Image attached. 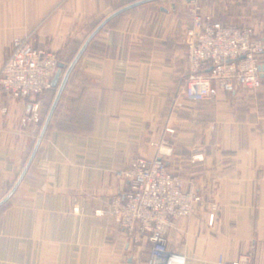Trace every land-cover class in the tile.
Listing matches in <instances>:
<instances>
[{
  "label": "crops",
  "instance_id": "0c3cea01",
  "mask_svg": "<svg viewBox=\"0 0 264 264\" xmlns=\"http://www.w3.org/2000/svg\"><path fill=\"white\" fill-rule=\"evenodd\" d=\"M135 1L0 0V73L14 39L22 37L57 51L62 80L102 20ZM194 1L215 20L254 26L224 5L216 11L205 7L208 0ZM192 2L140 3L111 18L89 42L28 171L0 205V264H150L148 235H129L108 209L130 188L119 172L158 153L202 196L170 228L168 247L184 253L187 264L262 263L264 77L252 98L221 91L198 107L176 108L190 72ZM32 100L0 85L3 185L24 169L40 135L33 132L39 122L28 119Z\"/></svg>",
  "mask_w": 264,
  "mask_h": 264
},
{
  "label": "built area",
  "instance_id": "2783aa9c",
  "mask_svg": "<svg viewBox=\"0 0 264 264\" xmlns=\"http://www.w3.org/2000/svg\"><path fill=\"white\" fill-rule=\"evenodd\" d=\"M190 12L193 19L187 38L190 72L183 96L199 102L215 98L221 91L260 88L264 33H258L252 26L240 27L215 20L194 0ZM59 64L55 51L39 48L29 38L14 39L12 52L0 73V85L14 97L33 99L29 116L32 121L41 119L38 96L53 86ZM119 174L130 180V188L124 196L116 195L112 199L108 210L114 220L129 235H148L152 244L150 264H187L184 253L168 247L167 234L177 219L195 211L202 196L173 173L159 154L137 157L128 170ZM213 220L211 214L210 222Z\"/></svg>",
  "mask_w": 264,
  "mask_h": 264
},
{
  "label": "rangeland",
  "instance_id": "374dc122",
  "mask_svg": "<svg viewBox=\"0 0 264 264\" xmlns=\"http://www.w3.org/2000/svg\"><path fill=\"white\" fill-rule=\"evenodd\" d=\"M205 3L206 4H204V5H205L206 8L213 9V10L216 9V7H218V6H223V5L226 6V8H228L229 10H231L233 12L232 14H233L234 17H236L237 20H238V18L240 16L242 17L243 15H245L248 19L250 18L252 20L251 23L254 24V26H255V27L254 26H252V27L257 29L256 30L257 32L258 31H263V32H258V33H261V34L264 33V0H208ZM218 9H220V8H217L216 11ZM189 11H190V9H189ZM46 49H48V48H46ZM50 50H53V49H50ZM53 51H55V50H53ZM55 52L57 53V51H55ZM75 53H76V50H74L69 55L68 60L71 61ZM187 75H186L185 80H184L185 84H186ZM259 90H256V89L250 90V89L244 88V89H240L239 92H240V95L243 96V97L252 98V97L258 95L257 92H260ZM55 92H56V88L51 86L49 89H47L42 94H40L42 96L41 99H40L41 100V111H40V114H41L40 118L41 119L36 122V125H38L37 123L39 122V126L38 127L36 126L34 128V130H33V132L37 136L39 135L41 127H42V124L44 123V121H45V119L47 117V114H48V112L50 110L49 107H50L51 101L54 100L53 98H54ZM47 93H49V94L47 95ZM44 95L47 96V97H44ZM179 95H180L179 99H181V101H182L181 103L182 104L181 103L177 104L176 108H179L180 110L183 109V108H188L189 109V108H191V107L193 108L195 106L198 107L202 103V101H199V102L190 101V100L186 99L183 96V94H179ZM48 101L50 102V104L48 103ZM191 102H192V104H191ZM33 122H35V121H33ZM31 149H32V147H31ZM30 152H32V151L29 150V152L26 155V159L23 160V162H22L23 166L26 163V160L28 161V159H29V157L31 155ZM162 154H164V153H162ZM162 154H161V156L163 157ZM169 154L171 155V151H170ZM196 156L197 155H193V159H198V158H195ZM168 165H169L170 170L173 173H175L177 175H180V173H179V171H177V169L175 170L174 168H172V166H170L169 163H168ZM23 166H21V167H23ZM22 170H23V168H20V170H18L16 172V175H15L14 179L11 182H7L6 185H3L0 182V198L3 195H5L6 193H8L12 189V187L15 185L16 181L18 180L19 175L21 174Z\"/></svg>",
  "mask_w": 264,
  "mask_h": 264
},
{
  "label": "water",
  "instance_id": "95a60500",
  "mask_svg": "<svg viewBox=\"0 0 264 264\" xmlns=\"http://www.w3.org/2000/svg\"><path fill=\"white\" fill-rule=\"evenodd\" d=\"M146 1H150V0H138V1H135L133 3H130L128 4L127 6H124L118 10H116L115 12H113L112 14H110L109 16H107L104 20H102V22L91 32V34L87 37V39L85 40V42L83 43V45L81 46V48L78 50L77 54L75 55V57L73 58L72 62L70 63V65L68 66L62 80H60V76H61V72H62V68L64 67V63L63 62H60L59 64V67L53 77V80H52V85L53 86H57L58 85V89H57V92H56V95L54 97V100L52 102V105L50 107V110L47 114V117L44 121V125L42 127V130L40 132V135L36 141V144L32 150V153L24 167V169L22 170L18 180L16 181L15 185L12 187V189L9 191V193L2 199L0 200V205L4 204L12 195L13 193L15 192V190L17 189V187L19 186V184L21 183L22 179L24 178L26 172L28 171V168L29 166L31 165L35 155H36V152L38 150V147L45 135V132L47 130V127L51 121V118H52V115L60 101V98L62 96V92L65 88V85L69 79V76L72 72V70L74 69V67L76 66L77 62L79 61V59L81 58V56L83 55L84 51L86 50L89 42L93 39V37L103 28V26L111 19L113 18L114 16H116L117 14L133 7V6H136L140 3H143V2H146ZM262 69L264 70V66H262ZM262 77H264V72H262ZM60 80V81H59Z\"/></svg>",
  "mask_w": 264,
  "mask_h": 264
}]
</instances>
